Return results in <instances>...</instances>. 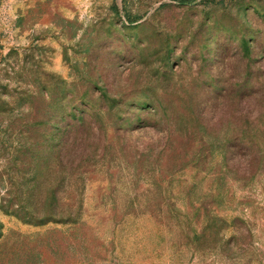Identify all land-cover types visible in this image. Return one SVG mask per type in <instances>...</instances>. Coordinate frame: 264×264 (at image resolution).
<instances>
[{
  "label": "rangeland",
  "instance_id": "374dc122",
  "mask_svg": "<svg viewBox=\"0 0 264 264\" xmlns=\"http://www.w3.org/2000/svg\"><path fill=\"white\" fill-rule=\"evenodd\" d=\"M0 264H264V0H0Z\"/></svg>",
  "mask_w": 264,
  "mask_h": 264
},
{
  "label": "trees",
  "instance_id": "16d2710c",
  "mask_svg": "<svg viewBox=\"0 0 264 264\" xmlns=\"http://www.w3.org/2000/svg\"><path fill=\"white\" fill-rule=\"evenodd\" d=\"M182 1H184L185 2V0H181V2ZM23 221H25L27 224H30V225H32V224H36V225H43L44 223H35L34 221H26V219H22ZM70 220V219H69ZM68 222H70V221H68Z\"/></svg>",
  "mask_w": 264,
  "mask_h": 264
}]
</instances>
